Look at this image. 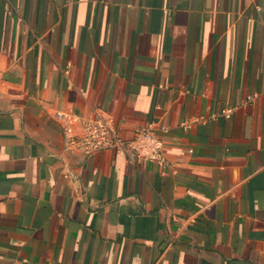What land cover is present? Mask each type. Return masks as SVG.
<instances>
[{
  "label": "crops",
  "instance_id": "crops-1",
  "mask_svg": "<svg viewBox=\"0 0 264 264\" xmlns=\"http://www.w3.org/2000/svg\"><path fill=\"white\" fill-rule=\"evenodd\" d=\"M0 264H264V0H0Z\"/></svg>",
  "mask_w": 264,
  "mask_h": 264
},
{
  "label": "built area",
  "instance_id": "built-area-1",
  "mask_svg": "<svg viewBox=\"0 0 264 264\" xmlns=\"http://www.w3.org/2000/svg\"><path fill=\"white\" fill-rule=\"evenodd\" d=\"M230 112L231 109L224 111L226 115ZM73 122H76L75 116H68L62 125L64 145L68 149L86 153L111 149L132 163L154 162L162 168L167 166L165 141L159 134L160 130L165 131L164 126L159 129L154 123H148L136 128L130 139H125L108 113L99 107L94 108L91 117L80 119L77 127Z\"/></svg>",
  "mask_w": 264,
  "mask_h": 264
}]
</instances>
